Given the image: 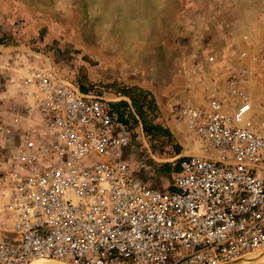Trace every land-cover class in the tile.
<instances>
[{
	"label": "built area",
	"instance_id": "built-area-1",
	"mask_svg": "<svg viewBox=\"0 0 264 264\" xmlns=\"http://www.w3.org/2000/svg\"><path fill=\"white\" fill-rule=\"evenodd\" d=\"M250 60L264 68V41ZM248 71L229 69L203 104L178 107L201 152L181 157L158 188L136 175L141 124L128 100L134 127L100 91L53 67L26 68L23 116L0 117V264H264V103Z\"/></svg>",
	"mask_w": 264,
	"mask_h": 264
},
{
	"label": "rangeland",
	"instance_id": "rangeland-1",
	"mask_svg": "<svg viewBox=\"0 0 264 264\" xmlns=\"http://www.w3.org/2000/svg\"><path fill=\"white\" fill-rule=\"evenodd\" d=\"M263 41L264 0H0V93L10 95L0 100V117L12 124L16 110L23 116L28 67H53L80 88L100 91L116 109L127 102L124 87H141L156 101L154 123L169 135L151 138L138 128L132 161L141 162L136 175L148 185L165 188L180 158L201 152L178 117L183 102L203 104L208 85L246 65L248 90L264 103V68L250 60ZM241 51L247 55L240 60ZM120 111L134 127L131 110ZM17 124L25 129L30 122ZM7 146L0 143V191Z\"/></svg>",
	"mask_w": 264,
	"mask_h": 264
},
{
	"label": "trees",
	"instance_id": "trees-1",
	"mask_svg": "<svg viewBox=\"0 0 264 264\" xmlns=\"http://www.w3.org/2000/svg\"><path fill=\"white\" fill-rule=\"evenodd\" d=\"M83 91L84 89L81 88ZM121 95L127 97L130 100V104L132 109H134V113L138 116L139 121L142 125V130L144 133L151 137L155 138L158 135L167 136L169 135V130L166 127L158 123H154V120L158 116V107L156 101L151 92L137 86L132 87H124L120 91ZM128 103L124 101H119L114 105L117 107L118 116L121 121L128 124L129 121L125 117V113L120 111L121 107H127ZM128 114L135 119V116L132 112L128 111ZM177 154L179 153V149H177ZM179 163L175 167V171L178 170Z\"/></svg>",
	"mask_w": 264,
	"mask_h": 264
},
{
	"label": "crops",
	"instance_id": "crops-1",
	"mask_svg": "<svg viewBox=\"0 0 264 264\" xmlns=\"http://www.w3.org/2000/svg\"><path fill=\"white\" fill-rule=\"evenodd\" d=\"M0 47H1V45H0ZM187 59V58H186ZM182 60H185V58H183ZM186 64L188 63V61H184ZM192 90V89H191ZM192 92V91H191ZM9 93H5L4 91H2V93H0V100H3L4 101V98H5V101H7L8 100V98H9ZM126 100H128L129 101V99L128 98H126ZM4 101V102H5ZM13 101H14V99H13ZM4 102L3 103H1L0 104V108L3 106V104H4ZM128 103V102H127ZM126 108H128V107H126ZM136 127H138V126H136ZM139 128V127H138ZM137 128V129H138ZM141 130H142V127H141Z\"/></svg>",
	"mask_w": 264,
	"mask_h": 264
},
{
	"label": "bare ground",
	"instance_id": "bare-ground-1",
	"mask_svg": "<svg viewBox=\"0 0 264 264\" xmlns=\"http://www.w3.org/2000/svg\"><path fill=\"white\" fill-rule=\"evenodd\" d=\"M2 209H3L2 206H0V215L2 214V211H3ZM258 255L260 256L259 260H263L264 259V252L263 253H258ZM35 260H41V259H35ZM35 260H32V261H35ZM32 261L29 264H31ZM41 261H44L43 264H51L49 262L47 263L48 260H41ZM55 262H57V261H55ZM35 264H41V263H35ZM58 264H63V263L59 262Z\"/></svg>",
	"mask_w": 264,
	"mask_h": 264
}]
</instances>
